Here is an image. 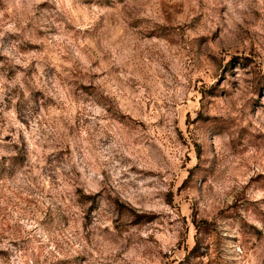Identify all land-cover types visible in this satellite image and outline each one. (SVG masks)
<instances>
[{"label": "rangeland", "instance_id": "1", "mask_svg": "<svg viewBox=\"0 0 264 264\" xmlns=\"http://www.w3.org/2000/svg\"><path fill=\"white\" fill-rule=\"evenodd\" d=\"M0 264H264V0H0Z\"/></svg>", "mask_w": 264, "mask_h": 264}, {"label": "trees", "instance_id": "2", "mask_svg": "<svg viewBox=\"0 0 264 264\" xmlns=\"http://www.w3.org/2000/svg\"><path fill=\"white\" fill-rule=\"evenodd\" d=\"M195 249H196V247L194 248V250H195ZM194 250H193V252H195Z\"/></svg>", "mask_w": 264, "mask_h": 264}]
</instances>
